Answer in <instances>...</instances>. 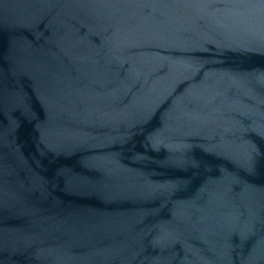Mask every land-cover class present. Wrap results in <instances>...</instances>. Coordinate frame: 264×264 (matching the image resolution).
<instances>
[{
  "label": "water",
  "instance_id": "95a60500",
  "mask_svg": "<svg viewBox=\"0 0 264 264\" xmlns=\"http://www.w3.org/2000/svg\"><path fill=\"white\" fill-rule=\"evenodd\" d=\"M0 264H264V0H0Z\"/></svg>",
  "mask_w": 264,
  "mask_h": 264
}]
</instances>
